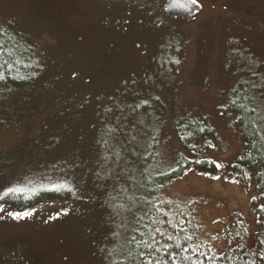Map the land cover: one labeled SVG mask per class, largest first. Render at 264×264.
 <instances>
[{
	"label": "rangeland",
	"instance_id": "1",
	"mask_svg": "<svg viewBox=\"0 0 264 264\" xmlns=\"http://www.w3.org/2000/svg\"><path fill=\"white\" fill-rule=\"evenodd\" d=\"M166 1L0 0V24L29 40L34 62L25 87L0 91V246L28 264H135L144 168H174L186 115L210 121L218 165L243 150L227 101H251L264 132V0H198L188 21L167 20ZM12 187L62 198L18 210ZM158 194L160 230L185 226L218 250L241 221L253 244L252 175L188 170Z\"/></svg>",
	"mask_w": 264,
	"mask_h": 264
},
{
	"label": "trees",
	"instance_id": "2",
	"mask_svg": "<svg viewBox=\"0 0 264 264\" xmlns=\"http://www.w3.org/2000/svg\"><path fill=\"white\" fill-rule=\"evenodd\" d=\"M179 2L184 3L185 0ZM169 3L170 0L165 2L163 12L167 20L188 21L200 9L191 6L190 14L185 9L170 8ZM30 47L29 40L18 35L13 28L0 24V73L4 75V79L0 80V91L22 89L31 79L34 62ZM226 106L235 118L243 145L242 152L230 165L218 168V164L207 156L213 146L210 121L205 117L186 115L176 126L181 153L174 168L163 173L158 169L149 172L144 168L141 177L144 186L141 202L144 207L135 216L128 234V245L135 264H264V132L259 127L251 101L237 98L227 101ZM188 170L209 176L225 175L242 185L247 175L253 176L257 231L252 236V245L248 242L247 228L241 221L234 222L229 230L223 229L220 237L226 244L218 250L196 246L185 226L165 225L161 230L158 228V213L162 205L158 199L159 190ZM32 194L23 190L11 194L5 202L22 210L45 199L62 198L55 192H38L33 197Z\"/></svg>",
	"mask_w": 264,
	"mask_h": 264
},
{
	"label": "snow or ice",
	"instance_id": "3",
	"mask_svg": "<svg viewBox=\"0 0 264 264\" xmlns=\"http://www.w3.org/2000/svg\"><path fill=\"white\" fill-rule=\"evenodd\" d=\"M191 6H195L196 8H201L202 5H200L198 3V0H185L184 3H180L179 0H170L169 3V7L170 8H181V9H185L187 11H189V13L191 14ZM176 63H179V61H176ZM4 79V75L3 73H0V80ZM21 79H23V77H21ZM216 167H220V165H216ZM64 188V185H54L53 188L51 189H45V191H55V192H59L60 190H62ZM70 191V189H69ZM22 192V190L18 187H12L9 188L7 190V192L4 193V195H8L9 193H20ZM2 198V197H0ZM0 211H3V208L0 207ZM10 215H12V217L14 219H23V218H27L29 216V213H10Z\"/></svg>",
	"mask_w": 264,
	"mask_h": 264
},
{
	"label": "flooded vegetation",
	"instance_id": "4",
	"mask_svg": "<svg viewBox=\"0 0 264 264\" xmlns=\"http://www.w3.org/2000/svg\"><path fill=\"white\" fill-rule=\"evenodd\" d=\"M0 264H28L21 248L0 246Z\"/></svg>",
	"mask_w": 264,
	"mask_h": 264
}]
</instances>
